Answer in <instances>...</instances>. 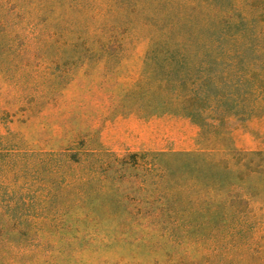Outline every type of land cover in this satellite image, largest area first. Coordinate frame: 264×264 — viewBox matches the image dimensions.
I'll list each match as a JSON object with an SVG mask.
<instances>
[{
    "label": "rangeland",
    "instance_id": "1",
    "mask_svg": "<svg viewBox=\"0 0 264 264\" xmlns=\"http://www.w3.org/2000/svg\"><path fill=\"white\" fill-rule=\"evenodd\" d=\"M60 1L0 0V127L21 151H81L47 213L96 221L32 232L16 222L39 209L11 200L0 264H207L211 233L173 217L216 181L250 184L222 188L231 209L264 203V0H130L105 52Z\"/></svg>",
    "mask_w": 264,
    "mask_h": 264
},
{
    "label": "trees",
    "instance_id": "2",
    "mask_svg": "<svg viewBox=\"0 0 264 264\" xmlns=\"http://www.w3.org/2000/svg\"><path fill=\"white\" fill-rule=\"evenodd\" d=\"M124 2L129 3L130 0H61L59 6L77 7L78 13L73 15L74 18L88 29L87 34L95 38L93 41L97 42L96 46L105 52L118 40L119 27L109 20L114 13L123 9L121 3ZM96 22L99 24L94 26ZM121 39L123 40V37ZM4 123L5 119L0 118V126L3 127ZM1 129L0 127V209L3 206L7 207V204L14 200V206L36 205L40 211L30 217L17 216L18 227L38 232L45 227L52 230L50 228L85 225L96 221L95 217H88L86 214L74 215L76 216L74 222L69 220V216L47 213L48 208L56 207L52 204L55 196L63 195L67 185L79 183L78 177L60 171L56 163L75 167L81 151L72 152L70 149L51 153L21 151L3 136ZM86 153L83 154L87 155ZM126 157L135 160L143 156L129 154ZM125 158H120V161L124 163ZM47 159L53 160L50 165L54 163L55 166L46 168L49 161ZM85 180L87 181L86 178ZM54 182L60 184L54 187ZM222 188L226 189L227 194H231L235 190L239 192L249 189L250 184L232 183L225 186L220 181L212 182L205 191V196L191 202L190 214L187 217L174 216L173 220L176 226L184 225L187 229L204 226L211 233L209 245L199 249L197 259H204L207 264H254L252 258L263 254L259 246L264 233V203L256 205L245 201L244 210L231 209V202H227L226 198L221 196ZM247 193L244 195L248 197ZM73 201L76 204L79 202L78 199ZM259 264H264V260H260Z\"/></svg>",
    "mask_w": 264,
    "mask_h": 264
}]
</instances>
